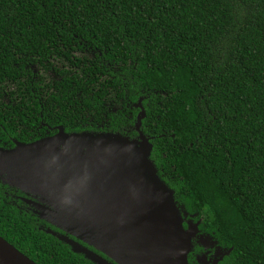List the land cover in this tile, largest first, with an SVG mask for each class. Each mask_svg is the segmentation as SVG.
<instances>
[{
    "label": "trees",
    "instance_id": "trees-1",
    "mask_svg": "<svg viewBox=\"0 0 264 264\" xmlns=\"http://www.w3.org/2000/svg\"><path fill=\"white\" fill-rule=\"evenodd\" d=\"M31 78L35 111L65 133L135 138L142 110L157 176L229 250L217 264H264V0H0V90ZM3 188L0 237L36 264H91Z\"/></svg>",
    "mask_w": 264,
    "mask_h": 264
},
{
    "label": "water",
    "instance_id": "water-1",
    "mask_svg": "<svg viewBox=\"0 0 264 264\" xmlns=\"http://www.w3.org/2000/svg\"><path fill=\"white\" fill-rule=\"evenodd\" d=\"M143 115L137 113L131 139L59 128L0 148V184L35 200L25 201L31 213L62 233L39 229L91 264H187L197 223L183 228L185 213L149 160L151 145L139 130ZM228 252L195 261L217 264ZM0 264L36 263L0 237Z\"/></svg>",
    "mask_w": 264,
    "mask_h": 264
},
{
    "label": "flooded vegetation",
    "instance_id": "flooded-vegetation-1",
    "mask_svg": "<svg viewBox=\"0 0 264 264\" xmlns=\"http://www.w3.org/2000/svg\"><path fill=\"white\" fill-rule=\"evenodd\" d=\"M30 69L32 71V74H35V79L41 80V82H39V84L41 85L46 83L47 80L51 79L50 72H44V70L37 69L35 67H30ZM27 83L28 84L26 92H17L14 86L8 85H4L3 91L0 90V104L5 108H9L8 110L10 112L9 114H5L6 117H3V122L7 125H0V148L8 149L14 147L17 144H28V142H19L14 139L17 136V133L15 132L20 129H24L29 133L37 131L36 135H43L40 139L54 135L59 128L63 130L61 125L49 126V124L43 119L41 110H38L37 108V111H35L34 104H42L44 93H37V95L35 94V91L32 90V78L27 81ZM114 110V108L111 109V111L113 112ZM16 114H22L20 116L21 119L16 118ZM34 114H36V117L38 118L36 124H34ZM4 128L6 129L4 130ZM13 131L14 133H12ZM50 132L53 133L49 134ZM3 193L4 197L7 199V203H9L11 206L15 207L16 209H19L23 213H29L33 215L31 213L33 207L25 202L28 200L36 202L35 200L31 199L30 196H26L13 188H3ZM194 222V218H192L191 222L188 214H186L183 219L182 226L183 228H186V225L192 226L193 224H195ZM44 225L46 226L45 228H49L50 230H53L55 232L62 233L53 226H50L46 223ZM69 238L74 240L72 237ZM201 239H205L206 242H200L199 240ZM212 241L213 240L209 239L204 232L198 230L197 226V230L195 231L194 237H192V248L186 258L187 264H196L195 260L197 257H201L204 260L210 262L213 259L215 251L220 254L226 252V249L219 247L216 242L212 243ZM209 243H212V245L208 246ZM217 257H219V255ZM223 257L224 256L221 257V260L223 259Z\"/></svg>",
    "mask_w": 264,
    "mask_h": 264
},
{
    "label": "rangeland",
    "instance_id": "rangeland-1",
    "mask_svg": "<svg viewBox=\"0 0 264 264\" xmlns=\"http://www.w3.org/2000/svg\"><path fill=\"white\" fill-rule=\"evenodd\" d=\"M201 240H202V239H201ZM201 240H199V241H200V242H203V241L206 242L205 239H203L202 241H201ZM210 245H212V243H209V244H208V246H210ZM219 254H220V253H218V252H216V251H215V253H214V255H216V256H218Z\"/></svg>",
    "mask_w": 264,
    "mask_h": 264
}]
</instances>
